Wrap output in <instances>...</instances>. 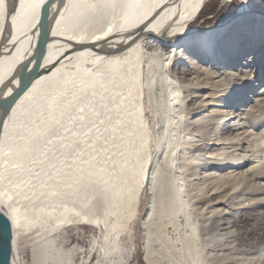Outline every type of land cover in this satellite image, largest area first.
<instances>
[{
    "label": "bare ground",
    "instance_id": "6f19581e",
    "mask_svg": "<svg viewBox=\"0 0 264 264\" xmlns=\"http://www.w3.org/2000/svg\"><path fill=\"white\" fill-rule=\"evenodd\" d=\"M206 1L0 0V93L37 58L49 5L51 19L39 73L15 98L0 132V211L10 220L14 236L10 264H17L20 229L34 226L58 232L72 225H91L96 234L90 256L93 261L98 256L109 259L117 249L116 237L110 242L112 232L125 220V209L135 213L145 181L149 208L142 221L144 260L160 264L153 240L159 237L168 250L175 246L170 235L182 244V233L195 227L187 202L200 184L192 178L196 171L202 170L197 177L205 183L222 176L216 172L220 165L227 175L232 171L226 160L238 165L249 157L244 149L245 153H235L240 145L234 143L241 141L238 131L231 134L234 122L224 124L221 138L209 137L211 130L218 131L222 110L203 113L208 110L203 107L194 120L183 116L184 105L197 110L213 103V95L231 94L233 84L227 79L242 77L247 87L259 81L257 70L249 65L253 60L242 56L257 43L255 56L264 49V15L250 13L243 0L247 6L231 23L192 33L188 24ZM239 58L245 66L240 74L218 67L225 61L235 64ZM211 61L217 66L209 69L204 62ZM184 62L189 63L187 68ZM203 75L218 78L215 92L197 93L212 87L201 82ZM145 101L153 119L162 123L154 138L149 135ZM196 133L208 136L196 143V138L190 140ZM151 143L158 154L152 164ZM212 145L215 148L199 160ZM192 146L200 147L198 161L188 157L187 148ZM212 201L207 204L211 211L217 203ZM239 251L234 258L244 254ZM61 255L60 248L51 255L43 246L40 264H62ZM174 259L163 262L182 264V258ZM196 259L192 256L189 264H203ZM209 259L214 264L213 257L207 258L208 264Z\"/></svg>",
    "mask_w": 264,
    "mask_h": 264
},
{
    "label": "rangeland",
    "instance_id": "374dc122",
    "mask_svg": "<svg viewBox=\"0 0 264 264\" xmlns=\"http://www.w3.org/2000/svg\"><path fill=\"white\" fill-rule=\"evenodd\" d=\"M246 1L250 13L264 15V0ZM244 2L243 0H207L201 7L197 16L188 24V28L191 29L190 32L205 33L214 28L231 23L234 19L238 18L237 15ZM168 45H170V43ZM256 45H252L251 51L249 52L247 50L248 52L246 51L242 57L245 58L250 56L249 58L253 60L252 64L250 63L249 65L251 68L253 67L257 70L259 81H254V84L252 86L250 85L251 87H247L248 83L246 79L242 77H238L235 81H233L234 78H225L227 79V84L230 86L233 84V86L230 87V89H232L230 91L231 94L226 92L223 96L218 95L217 97L213 95V103L207 106H199L200 108L197 110H190L191 104L186 107L185 105L183 106V116L185 115L184 118L186 120L198 118L200 116L199 112L203 107L208 109L206 111L204 109V111H202L203 113L215 110V108L222 110V114L220 113L218 116L220 117V121L216 124V128L218 129H215L218 131L211 130L208 134L209 137L214 136L215 138H221L225 132L224 124L234 122L231 134L233 135L235 133L237 135L238 133L240 135L239 141H241L240 144L234 143V146L238 147L240 145L235 153H245V151H243L244 149L247 151L246 153L249 157H246L238 165H233L236 162L226 160L224 164L231 163L229 168L232 171L227 175V171H223L225 167L220 165V167L218 166L216 168V172L222 176L215 180L209 179L205 183L200 180V177H197L201 176L200 173L202 170L198 169L196 171V175H193L192 178L195 183L199 182L200 184L197 185L194 190V198L187 202L189 216L194 221L195 227H190L191 230L188 228L186 234H184L185 232L182 233V244L184 245L187 242L186 244H188V247L185 244V249V245L178 244L179 240L177 236L172 234L169 239L175 238L172 240L170 239L172 242L171 244L175 243V246L170 248L172 250L169 248L166 250V245L163 244L159 237H156V239L153 240V245L154 249L156 251L158 250L157 252L160 253L157 254L160 264H164L165 261L168 263L169 258L174 259L176 257L178 259L179 257L182 258V260L179 259L182 264H189V259H191L192 256L197 258L194 261H203V264H208L207 258H209V256L213 257L214 264H264V49L255 56L253 48L255 47L256 49ZM241 60L242 58H239V62L236 61L235 64H225V61L223 65L218 64V67L222 68L221 71L223 72L230 71L240 74L241 70L245 69V66L241 65L243 62ZM216 63L217 62L213 61L204 62L209 69L212 66H217ZM183 66L187 68L189 63L184 62ZM223 75L224 74H221V76ZM203 76L205 77L201 78V82L205 80V82H209L212 87L205 91L199 90L197 93L204 95L207 91L210 92V94L212 91L215 92V80L218 78H215V75L214 77L213 75H208V77L206 75ZM196 86L197 84L193 86V92L195 93V90L198 89ZM220 98H223L224 102H215ZM220 105L226 106L219 107ZM235 114L238 116L236 117ZM239 114L242 116L240 117ZM228 115L232 116L228 117ZM145 116L150 124V138H154V136H157L161 131L162 123L160 124V120L153 119L152 112L149 110L146 101ZM209 118L210 117H208V119ZM211 118L213 119L214 116ZM210 119L207 121L208 123L212 121H210ZM197 126L200 129L203 128L202 126ZM242 126H244V128H241ZM221 127H223L222 130L219 129ZM235 131L238 132L236 133ZM205 134L206 133H204V135H199L196 133V135L190 136V140L196 138V143H201L204 136L206 138L208 136ZM152 142H154V140H152ZM190 142L191 141H189V144ZM151 145L150 164L155 161V157L158 155L153 143H151ZM192 147H190L189 150L187 148V152L189 153L188 157L192 158L194 161H198L196 154L200 151V147ZM213 148H215L213 145L210 146L199 160L203 159ZM189 166L190 165H188L187 168ZM150 167L151 166H149V170ZM232 174L234 175L231 176ZM234 176L235 178H233ZM197 195H200V197L196 202ZM212 200L217 201V203L214 204V209L211 211L208 209L207 204ZM18 201L21 207L25 206L24 203L21 202L22 200ZM148 208L149 193L147 182L145 181L139 195L135 213L131 215V210L125 209L122 215L125 216V220L129 219L128 222H125L124 219L121 220L120 224H118L119 226H115L116 230L114 229L112 232V240H110V242H113V239L116 237L114 244L117 249L109 256V259H103L98 256L96 260L93 261L95 258L90 256V244L96 234V228L91 225H72L58 232H56V230L40 231L34 226L33 228H24L19 231L15 245L17 264H40L41 259L39 257V251L43 246L44 248L46 247V250H48L51 255H53L56 249L60 248L62 250L61 256L63 257L62 264H67V262L68 264H101V262H103L102 264H146L144 260L145 246L143 243L144 228L142 221ZM193 231L196 233V236L192 234ZM191 238H193L194 242H190ZM175 240H177V242H175ZM188 242L194 246L197 245L198 248L193 250V248H191L193 245L189 246L191 244ZM114 244H112L111 249H114ZM73 247L76 249L75 252L71 250ZM211 248H214V250ZM239 248L244 250V254L240 255L238 258H234L233 255L235 252L237 253L239 251ZM172 251H174L173 254ZM165 252H170L171 254H166ZM238 253H241V251ZM194 254H196V256H194ZM169 255L171 256L169 257ZM166 257L168 258L166 259ZM174 261L176 262V259H174ZM211 262L212 261L209 259L210 264Z\"/></svg>",
    "mask_w": 264,
    "mask_h": 264
},
{
    "label": "water",
    "instance_id": "95a60500",
    "mask_svg": "<svg viewBox=\"0 0 264 264\" xmlns=\"http://www.w3.org/2000/svg\"><path fill=\"white\" fill-rule=\"evenodd\" d=\"M49 6L47 7L43 15L44 23L40 34L37 58L35 59L31 67H22L18 72V75L10 79L7 85L5 86V90L0 93V132L15 98L26 86V84L32 81L35 76L39 73L38 62L44 50L47 34L50 29L51 19L48 16ZM13 237L14 236L11 222L8 217H6V215L2 213V211H0V264H10Z\"/></svg>",
    "mask_w": 264,
    "mask_h": 264
},
{
    "label": "snow or ice",
    "instance_id": "6c2138e0",
    "mask_svg": "<svg viewBox=\"0 0 264 264\" xmlns=\"http://www.w3.org/2000/svg\"><path fill=\"white\" fill-rule=\"evenodd\" d=\"M246 6H247V5H245V4H242V5H241V7H246Z\"/></svg>",
    "mask_w": 264,
    "mask_h": 264
}]
</instances>
